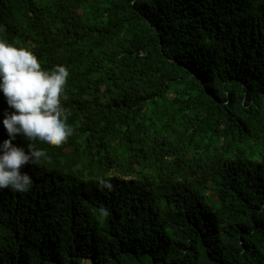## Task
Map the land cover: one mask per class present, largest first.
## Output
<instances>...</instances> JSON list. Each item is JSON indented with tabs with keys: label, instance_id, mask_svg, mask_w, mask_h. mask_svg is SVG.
<instances>
[{
	"label": "trees",
	"instance_id": "obj_1",
	"mask_svg": "<svg viewBox=\"0 0 264 264\" xmlns=\"http://www.w3.org/2000/svg\"><path fill=\"white\" fill-rule=\"evenodd\" d=\"M0 25L67 68L74 129L0 190V264H264V0H0Z\"/></svg>",
	"mask_w": 264,
	"mask_h": 264
},
{
	"label": "clouds",
	"instance_id": "obj_2",
	"mask_svg": "<svg viewBox=\"0 0 264 264\" xmlns=\"http://www.w3.org/2000/svg\"><path fill=\"white\" fill-rule=\"evenodd\" d=\"M18 43L0 38V92L12 109L5 110L2 120L7 138L0 142V190L27 193L33 180L28 172L21 171L22 167L50 159L33 142L59 146L73 135L74 129L68 123L69 111L63 103L67 100L69 71L63 65L45 70L37 55L30 48L18 47ZM17 135L27 141V151L12 143ZM102 183L111 187L110 183Z\"/></svg>",
	"mask_w": 264,
	"mask_h": 264
},
{
	"label": "rangeland",
	"instance_id": "obj_3",
	"mask_svg": "<svg viewBox=\"0 0 264 264\" xmlns=\"http://www.w3.org/2000/svg\"><path fill=\"white\" fill-rule=\"evenodd\" d=\"M87 263H89V261H87Z\"/></svg>",
	"mask_w": 264,
	"mask_h": 264
}]
</instances>
